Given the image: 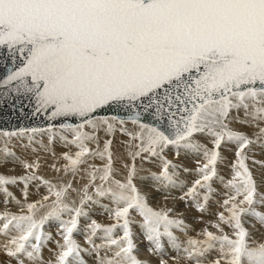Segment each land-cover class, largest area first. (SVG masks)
<instances>
[{
    "label": "snow or ice",
    "instance_id": "6c2138e0",
    "mask_svg": "<svg viewBox=\"0 0 264 264\" xmlns=\"http://www.w3.org/2000/svg\"><path fill=\"white\" fill-rule=\"evenodd\" d=\"M0 48H6L18 67L0 78V88L28 96L34 102V115L45 113L51 121L75 117L80 123L60 125L72 133L71 140L61 139L78 149L74 154L63 153L67 161L65 172L76 173L87 158L96 156L106 163L102 167L89 165V181L81 189L80 206L65 203L71 184L57 187L36 175L37 161L20 163L26 171L22 176L0 174V192L13 201L18 200L8 185L22 182L24 195L30 182L39 180L48 187L50 204L36 201L24 205L27 213L4 212L0 232L15 234L0 248L17 264H43L41 247L50 238L42 226L50 218L59 221L57 242L59 251L48 264H86L81 248L74 239L79 229V218L88 213L84 205L97 203L95 197H108L114 207L107 209L115 221L102 225L91 220L85 227V242L96 253V264H147L135 255L132 239L131 212L142 217L141 227L153 245L149 251L161 252V238L167 237L179 252L181 245L173 229L186 231L182 219L172 218L171 209H153L147 197L133 182L137 174L135 164L128 167L121 181L113 176L111 140L103 149H92L88 141L96 139L95 132L85 128H104L113 133L116 125L134 140L135 151L128 154L133 161L141 157H158L160 170L153 179L164 187L174 184L175 165L163 152L168 146L191 149L202 153L204 162L196 169V179L181 197H190L195 207L205 209L211 181L217 177L216 164L221 159L218 151L222 142L237 145L236 161L231 165L233 176L225 187L232 194L224 200V212L219 221L233 231L224 232L221 223L213 224L219 233L203 230L204 239L188 237L183 247L185 258L193 264H204L208 253L218 250L211 264H264V240L249 239L244 227V216L254 217L264 226V212L255 205H264V193L257 191L249 170L246 149L256 141L241 132L233 131L226 122L232 109L244 110L250 120L264 121V0H0ZM122 106L131 111L128 120L139 126L135 133L122 127L119 116H96L108 106ZM141 109L151 112L155 124L141 123ZM167 122V127L161 125ZM52 124L47 129H19L4 131V157L15 156L7 147V139L27 133L48 131L53 139ZM211 137L213 147L194 142L195 134ZM264 144V127L255 134ZM31 139V137H30ZM147 154L142 157V154ZM264 163V162H261ZM187 171V169H185ZM99 179L100 183H95ZM223 182V177H219ZM198 189H206L199 202ZM41 208L47 211L37 218ZM68 213L69 219H63ZM117 230L122 235L117 236ZM102 234V235H101ZM99 237L101 243L94 242ZM106 249L112 255H100ZM160 264H167L161 259Z\"/></svg>",
    "mask_w": 264,
    "mask_h": 264
},
{
    "label": "rangeland",
    "instance_id": "374dc122",
    "mask_svg": "<svg viewBox=\"0 0 264 264\" xmlns=\"http://www.w3.org/2000/svg\"><path fill=\"white\" fill-rule=\"evenodd\" d=\"M126 123H128L127 121H125ZM117 125H119V124H117ZM124 126H125V124H124ZM123 127V126H122ZM126 127V126H125ZM139 127V126H138ZM238 132H243L242 130H237ZM0 133H2V132H0ZM38 133H40V132H38ZM37 136L39 135V134H36ZM104 136L107 138H109V137H111V134H106V132H105V134H104ZM38 137H41V136H38ZM262 144V143H261ZM123 147H128L129 145H122ZM260 146V145H259ZM249 147V146H248ZM95 149V148H94ZM220 149H222L221 150V156H223L222 158L223 159H220L219 161H221L222 162V168H220V171H218V174L219 175H221L222 177L224 176H226L227 177V175H226V173H229V170L230 169H232L231 168V165L233 164V162L231 161V160H233L232 159V157H236L235 156V151H236V149H234L233 147L231 148V147H229V148H220ZM253 149L256 151V150H258V149H264V144H262V147H259V148H252V151H253ZM220 151V150H219ZM222 151H223V153H222ZM116 152H117V155H116ZM254 152V151H253ZM166 153V152H165ZM112 157L113 158H116L115 160L117 161V162H115V165H116V168L112 165V167H113V172L116 174V177H114L115 179H119V177L118 176H120V175H122L123 173H124V175H123V179L121 180V181H123L125 178H126V176H127V174L126 173H128V168L126 167V165L127 166H131L132 164H133V162H134V164H136V163H139V165L138 166H136V172H137V174H136V176H135V178H134V183L137 185V187L140 189V191L143 193V194H145L146 195V197H147V199H148V204L150 205V206H152V208L153 209H156V210H161V209H171V212L169 213V215L172 217V218H176V219H184L183 221L186 223L185 225H187V231H184V232H182V231H180V230H178V229H174L173 230V232H174V234H175V236L177 237V242L180 244V245H182L181 247V251L180 252H178L175 248V250H172L171 252V254H170V248H172L171 246H172V244L169 242V240H168V238L167 237H164V238H167L166 240L162 237V239H161V244H162V250L163 251H161V252H159V253H157V252H152L151 251V253H149L150 251H149V249L150 248H152L153 247V245H151V242L150 241H148L147 239H146V237H145V232H144V230H143V228L141 227V222H142V217H140L136 212H134V211H132L131 212V220L133 219V218H135L136 216V218H139L140 217V219L138 220V219H136V221H135V219H133L132 221H133V223L130 225V227H131V230H132V239H133V242H134V244H137L136 245V247H138L139 248V251H137V253H144V252H148V254L146 255V254H141L143 257H145V258H147V259H145V258H143L141 255H140V260H141V258H142V260L141 261H146L147 262V264H160L159 262L161 261V258H163V260H165L166 262H167V264H193V262L192 261H187V259L185 258V254H184V252H183V247L185 246L184 244L186 243V241H187V237H191V233L192 234H195L196 235V231H197V234L198 235H200V233H202V231L200 232V230H204V228L202 227V229H199L197 226L198 225H201L200 224V222H198L197 223V221H198V219H200V217L204 220L205 219V217H206V221L207 222H209L210 223V226H208L210 229H211V232H215V233H217V234H221V233H219L218 232V230L215 228V227H213V224H215V223H221L220 221H219V217H218V215L217 214H215L214 212H216V207H215V204H211V202L210 203H208V204H210V205H212V206H209L208 204H207V202L205 203V209L203 210V211H201V210H199V209H197L196 207H195V205H194V203H193V201L191 202V201H189V200H192L191 198L190 199H188L187 197H185L184 199H181V197L182 196H184V193H186L185 191H184V193L182 192V194L180 193L181 191V189H182V187H183V184L184 185H188V186H186V187H184L185 188V190H187L189 187H191L192 186V184H193V182L196 180V179H199V175H197V174H193L194 176H193V178H190L188 175H183V174H186L183 170L180 172V173H178V174H180L181 176H182V178H184L185 179V181H184V183H179V181L177 182V181H175V183L174 184H170V185H168L167 187H164L163 185H161L159 182H157V181H155L152 177H149V175H151L152 176V174L153 173H158L159 172V170H160V161H159V159H158V157H148V161L146 160V159H141V157H138V158H136L135 160L136 161H133V159H131L130 161H126L124 164H121V163H118L119 162V159L117 158V157H121L120 156V154H119V152L118 151H112ZM146 155V153L143 155L142 154V157L143 156H145ZM163 155L166 157V154H164L163 153ZM232 155V156H231ZM234 155V156H233ZM229 156H231V157H229ZM93 157H95V156H93ZM195 158V162H200V164H202L203 162V157H202V154L200 153V155H197V156H195L194 157ZM198 158V159H197ZM200 158V159H199ZM253 158V159H252ZM89 159V158H88ZM226 159V160H225ZM250 159L252 160V161H258V159L257 160H255V156H251L250 157ZM3 160V161H2ZM150 160H152L153 162H154V164L157 166V167H155V169H148V166L150 165V166H152L153 164H152V161H150ZM174 160H176V159H174ZM2 161V162H1ZM1 161H0V166H2V165H7V162L5 161V159L4 158H1ZM90 162H95V163H100L99 161L98 162H96V161H92V160H89ZM112 161H113V159H112ZM233 161H235V160H233ZM264 161V160H263ZM88 162V161H87ZM105 163H106V161H104ZM246 162H247V160H246ZM126 163H128V164H126ZM142 163V164H141ZM257 163V164H256ZM254 165H259L260 164V166H261V163L260 162H256ZM104 164V163H103ZM102 164V165H103ZM147 164V165H146ZM13 165V164H12ZM99 165V167H102V165L101 164H98ZM197 165H198V163H197ZM196 165V166H197ZM250 165H251V163H250ZM121 166V167H120ZM146 169H148V170H146ZM1 168V167H0ZM8 168V167H7ZM7 168H3V169H0V174H4V175H8L7 173H10L9 175H11V176H14V174L13 173H11L10 171L11 170H8ZM125 168V169H124ZM249 168H253V169H257V170H259V168H255V167H253L252 165H251V167H249ZM81 169V168H80ZM120 169L122 170V174H120L119 172H120ZM81 170H83L82 171V173L79 171V172H76V173H74L73 175L75 176V177H78V179L79 180H77V179H74V178H72L71 177V182H70V179L68 180V181H65V182H62V181H53L52 180V177L51 178H44V179H46L47 181H52L51 183L52 184H55L56 186H58V187H60V185L62 186V185H67L68 183H73L72 185H71V187L73 186H75L74 187V189H73V187L70 189H68V192H67V195H66V197H65V203H67V204H69L70 206H74V204L77 206V204L79 203V201H80V197L79 196H81L82 195V193H80L81 192V189L83 188V186L85 185V184H87L88 183V181H89V177H88V171H85V169H81ZM124 170V171H123ZM140 170V171H139ZM152 170V171H151ZM8 171V172H7ZM89 171H90V169H89ZM119 171V172H118ZM220 172V173H219ZM183 173V174H182ZM13 174V175H12ZM117 174H119V175H117ZM125 174H126V176H125ZM15 176H20V175H15ZM22 176V175H21ZM80 176V177H79ZM87 176V177H86ZM114 176V175H113ZM197 176V177H196ZM231 175H230V173H229V176L228 177H230ZM145 177V178H144ZM175 177H177L175 174H174V176H173V179H175ZM81 178V179H80ZM150 179V180H149ZM228 180V179H227ZM38 181V180H37ZM37 181H32L33 183L31 184V182L29 183V185H28V188H27V192H30L31 193V191H32V193L33 194H30V193H28V196L26 197L25 195H24V192H22V190L24 191V185H23V183L22 182H18L17 184H15V185H8L7 187H8V189H9V192L16 198V200H18L19 201V203L20 204H17L16 202H14L13 200H12V198L11 197H9V198H7V202H9V206H8V203L7 202H5V197L1 194V192H0V203H3L2 205H4V206H2L1 204H0V208L2 209H0V214H3V212H8V213H12L13 214V212L14 211H17V209L18 210H24L25 211V208L26 207H24V205L23 206H19V205H21V204H27V203H29V202H36V201H41L42 203H45V204H50L51 203V201L54 199V197L53 196H49V200L48 201H43V197L44 196H48L49 195V192H48V188H47V186L45 185V184H43V183H41V181H39V183L37 182ZM264 181V180H263ZM35 182V183H34ZM68 182V183H67ZM256 182V181H255ZM67 183V184H66ZM95 183H100V181H99V179H97L96 180V182ZM31 184V185H30ZM37 184V185H36ZM75 184V185H74ZM256 184H257V187L258 186H260V187H258V189L260 188V189H263V191H264V182H261V180L260 181H258V182H256ZM45 185V186H44ZM77 185V186H76ZM190 185V186H189ZM220 186H224L225 184H224V182H223V184L221 185V183L219 184ZM220 186H218V189H219V187ZM44 187V188H43ZM47 189H46V188ZM10 188H12L11 190H10ZM32 188V189H31ZM40 188H43V190L41 189L40 190ZM80 188V189H79ZM156 188V189H155ZM162 188V189H170L171 191H169V192H171V193H165V192H162L161 194H159L161 191H160V189ZM183 188V189H184ZM36 189V190H35ZM17 190V191H16ZM21 190V191H20ZM72 190H74L73 192H72ZM78 190V191H77ZM79 190H80V192H79ZM44 191V192H43ZM198 191L200 192V196H198L197 197V199L201 202V203H203L204 201H201V199L203 200V194H205V191H206V189H204L203 191L202 190H200V189H198ZM258 192L259 191H261V190H257ZM262 191V192H263ZM20 192H22V193H20ZM39 192H41V193H43L42 194V197H41V193H39ZM89 192H90V194L91 195H93V197H94V200H98V202L97 203H93V202H88V203H86L83 207H84V210L88 213V215L86 216V217H84V216H82V217H80L79 218V229H78V231H76L73 235H74V239L76 238V241L80 244V243H82V244H80V245H82L81 246V248L82 249H84V248H89V250H90V246L88 245V244H86V242H85V227H86V225L88 224V223H90L91 222V220H96L98 223H101L102 225H109V224H112V223H114L115 221L111 218V216L109 215V212L107 211V207H108V209H110V208H112V207H114V205H113V203H112V201L109 199V198H107V197H105L106 198V200H105V198L103 199V198H99V197H95V193H94V190L93 189H91V187L89 188ZM39 193V194H38ZM46 193H48V195L46 194ZM77 193L79 194L78 196H76L77 195ZM152 193V194H151ZM206 193H207V191H206ZM18 194V195H17ZM21 194H22V196H21ZM35 194V195H34ZM36 194H37V196H36ZM75 194V195H74ZM158 194V195H157ZM209 194V193H208ZM225 194H229V192H227V193H223V195H222V200L224 201L225 200V198L227 199L228 198V196L229 195H226L225 196ZM30 195V196H29ZM31 195H33V197L31 196ZM203 195V196H202ZM24 196V197H23ZM36 196V197H35ZM40 198H39V197ZM158 196V197H157ZM31 197H32V199H31ZM51 197L53 198V199H51ZM70 197V198H69ZM75 197V198H74ZM214 197V196H213ZM224 197V198H223ZM11 198V199H10ZM20 198V199H19ZM23 198H24V201H23ZM26 198H28V200L26 199ZM10 199V200H9ZM30 199V200H29ZM51 199V200H50ZM70 199V200H69ZM76 199V200H75ZM101 199V200H100ZM188 199V200H187ZM2 200H3V202H2ZM9 200V201H8ZM32 200V201H31ZM35 200V201H34ZM71 200H72V202H71ZM74 200V201H73ZM78 200V201H77ZM12 201H13V203H12ZM29 201V202H28ZM110 201V202H109ZM166 201H172V202H174L173 204H169L168 202H166ZM189 201V202H188ZM32 202V203H33ZM70 202V203H69ZM110 203V204H109ZM193 203V204H192ZM6 204V205H5ZM16 204V205H15ZM73 204V205H72ZM106 206H105V205ZM107 204H109V205H107ZM13 205H14V207H13ZM100 205V206H99ZM2 206V207H1ZM8 206V207H7ZM16 206H18L19 208H17ZM78 206H79V204H78ZM110 206V207H109ZM256 206H259V205H256ZM16 207V208H15ZM24 207V208H23ZM75 207V206H74ZM101 209H100V208ZM260 207H262V205H260L259 206V208L258 209H260ZM161 208V209H160ZM212 208H214V209H212ZM41 209H43V208H41ZM44 209H47V208H44ZM93 209V210H92ZM100 209V210H99ZM103 209V210H102ZM206 209H210V210H208V213H206V214H204V212H205V210ZM257 209V210H258ZM11 210V211H10ZM103 212H102V211ZM179 210V211H178ZM214 210V211H213ZM262 211H264V209H261ZM1 211H2V213H1ZM24 211H22V212H24ZM176 211V212H175ZM178 211V212H177ZM209 211H210V213H209ZM45 212H46V210H45ZM45 212H41V214H44ZM104 213V214H100V213ZM134 212V213H133ZM196 212V213H195ZM220 212H223V211H220ZM219 212V213H220ZM226 214H227V212H226V210L224 211ZM91 213V214H90ZM92 213H96V214H94V215H92ZM99 213V214H98ZM185 213V214H184ZM199 213V214H198ZM214 213V214H213ZM218 213V212H217ZM137 214V215H136ZM195 214V215H194ZM201 215V216H200ZM36 216H38V214L36 213ZM186 216V217H185ZM203 216V217H202ZM66 217V218H65ZM91 217V218H90ZM195 217H197V218H195ZM218 217V218H217ZM246 217H248V218H245V220L244 221H248V220H250L251 222L250 223H248L247 221L246 222H243L244 223V227L245 228H248V231H249V233H250V237H249V239H250V241L251 240H257V241H261V240H264V226H263V229H262V226H261V224H259L258 223V221H256V219H253L254 217H252V216H247L246 215ZM69 219L70 217H69V214H66V213H64L63 214V219ZM86 219H87V221H86ZM1 220V219H0ZM196 220V221H195ZM49 221H51V223L49 222ZM49 221H46L45 222V224H44V226H42V231L43 232H45V233H49V234H51L50 236L53 238V240H54V242H56L57 241V239H58V241L60 242V243H62L63 242V239H62V236L60 235L59 236V234H58V232H56V231H59V221H57V220H53L52 221V219L50 218L49 219ZM90 221V222H89ZM49 222V223H48ZM54 224H53V223ZM56 222V223H55ZM188 222V223H187ZM193 223H194V225H193ZM206 223V222H205ZM46 224H48V225H46ZM134 224V225H133ZM195 224L197 225V226H195ZM247 224V225H246ZM3 224H0V226H2ZM250 225V226H249ZM139 226H140V228H139ZM228 225H226V224H223V223H221V227L223 228V230H224V232L225 233H227L228 231L229 232H231V230L232 229H228V227H227ZM247 226V227H246ZM195 227L196 228H198V229H195ZM135 228V229H134ZM139 230H138V229ZM142 228V229H141ZM201 228V227H200ZM227 228V229H226ZM230 228V227H229ZM255 228V229H254ZM134 229V230H133ZM189 229V230H188ZM138 230V231H137ZM192 230V231H191ZM196 230V231H195ZM83 231V232H82ZM119 231V235H122V232L120 231V230H117L116 231V235L117 236H119L118 235V232ZM199 231V232H198ZM233 231V230H232ZM255 231V232H254ZM55 232L57 233V234H55ZM189 232H191V233H189ZM3 232H0V245H3V244H5L10 238H11V236L12 235H14V234H12V235H9V233H7V234H5V233H3ZM54 233V237L52 236V234ZM135 233V234H134ZM187 233H189V234H187ZM256 233V234H255ZM227 234H229V233H227ZM230 234H232V232L230 233ZM229 234V235H230ZM102 235V234H101ZM135 235V236H134ZM184 235V236H183ZM198 235H196V236H198ZM255 235V236H254ZM260 235H261V237L263 238H261L260 237ZM5 236H7V237H5ZM10 238H9V237ZM56 236V237H55ZM143 236H144V238L147 240H145V239H143ZM187 236V237H186ZM196 236H192V238H195ZM3 237H5V239L3 238ZM58 237H60V239L58 238ZM184 237H186V238H184ZM200 237V238H199ZM199 237H196V238H198V239H204V237H202V236H199ZM4 240H3V239ZM99 237H96V238H94V242L96 243V242H98L97 244H100L102 241H101V239H98ZM8 239V240H7ZM97 239V240H96ZM259 239V240H258ZM5 240H7L6 242H5ZM56 240V241H55ZM138 240V241H137ZM184 240V241H183ZM180 241V242H179ZM150 243V244H149ZM56 244H57V242H56ZM164 244V245H163ZM165 245H167V246H165ZM169 245H171V246H169ZM84 246V247H83ZM54 247V245H50V246H48L47 248H45L44 250L43 249H41V251H42V260H44V262H45V259H46V262H45V264L47 263L48 264V262L47 261H54L55 260V256H56V254H57V252L59 251V249H55V248H53ZM42 248V247H41ZM146 248V249H145ZM147 248H148V250H147ZM168 248V249H167ZM173 249V248H172ZM103 250H106V249H101L100 250V255H104V252L105 251H103ZM165 250H167V251H165ZM2 251H3V249L2 248H0V264H17V261H16V259H14V258H11V257H8L7 256V254L3 251V253H2ZM108 253V255L110 256V255H112V253L110 252V251H108V250H106ZM216 251H218L217 249H213V251L211 252V253H208V254H211V255H208L207 254V256L206 257H209V258H205V260H204V264H211V262L212 261H214L216 258H217V255H218V252H217V254H216ZM173 252H175L174 253V255H173ZM180 254H178V253ZM215 252V253H214ZM81 256H82V259L84 260V261H86V257H88L87 258V260H88V262H87V264H90L92 261H91V259H90V257H92V259L94 260L96 257H95V255L96 254H94V252H92L91 250H90V252H88L87 251V253H90V255L88 256V254L85 252V251H81ZM44 254V255H43ZM92 254V255H91ZM164 254V255H163ZM165 254H167V255H165ZM84 255V256H83ZM155 255H162V256H160V257H158V256H155ZM169 255V256H168ZM178 255L180 256V257H178ZM54 256V258H52ZM86 256V257H85ZM137 256V255H136ZM149 256H152L151 258L149 257ZM153 256H155V257H153ZM176 256V257H175ZM184 256V257H183ZM138 257V256H137ZM170 257L171 258H173L172 260L170 259ZM215 257V258H214ZM45 258V259H44ZM51 258H52V260H51ZM150 258V259H149ZM153 258V262H151L152 259ZM179 258V259H178ZM185 258V259H184ZM211 258H213V259H211ZM25 259V258H24ZM155 259H157L156 261H154ZM26 260V259H25ZM148 260H151V261H148ZM172 261V262H171ZM175 261V262H174ZM206 261V262H205ZM27 262V261H26ZM43 262V263H44ZM28 263V262H27Z\"/></svg>",
    "mask_w": 264,
    "mask_h": 264
},
{
    "label": "bare ground",
    "instance_id": "6f19581e",
    "mask_svg": "<svg viewBox=\"0 0 264 264\" xmlns=\"http://www.w3.org/2000/svg\"><path fill=\"white\" fill-rule=\"evenodd\" d=\"M250 120L251 118L250 117H245V115H244V110H243V108H241V109H232L231 111H230V115H229V118H228V120L226 121L227 123H228V125H229V127L233 130V131H237V130H242L243 132H241V133H243V134H245V135H247L248 137H249V139L250 140H253V141H256L255 143H253V144H251V145H249V147L245 150L246 151V155H247V157H248V159H247V166H248V168L249 167H251V165L253 166V167H255V168H259V170H257V169H253V168H249V170L251 171V173H252V176H253V179L256 181V182H258V181H260L261 180V182H264L263 180H264V163H261V162H264L263 160H264V149L262 150V149H258V150H254L253 149V151H252V148H259V147H262V144H261V141H257V138H256V133L259 131V127H264V121H257V122H252V123H241L240 121H243V120ZM128 123H126L125 122V126L123 125V127L127 130V132H131V133H135V132H137V131H139V127H138V125L137 124H133L131 121H127ZM120 128H121V125H116V128H115V130L113 131V133H111V137H105L104 136V134H105V131H104V128L103 127H100V128H98V129H91V128H88V127H86L85 128V131H88V132H95V136H96V139L94 140V141H88L87 143H88V146L90 147V148H92V149H96L97 148V146H99V148L100 149H103V146H104V142L106 141V140H111V146H110V150H111V152L113 151H118L119 152V154H120V156L121 157H117L118 159H119V162L118 163H121V164H124L126 161H130L131 159H132V157L131 156H129V152L130 151H135V144L136 143H139V141H136V140H134V138L133 137H131V136H129L128 134H126L125 132H122V131H120ZM36 134H39L38 136H41V137H38ZM107 134V133H106ZM49 135H50V133L48 132V131H42V132H40V133H38V132H36V133H27V134H25V135H22V136H13V137H11L10 139H7V147L8 148H10L11 149V151L12 152H14L15 153V156H10V157H4L3 156V153H2V151H0V161H1V158H4L5 159V161L7 162V165L5 164V165H2V166H0L1 168L0 169H5V168H7L8 170H11L10 172L11 173H13L14 174V176L15 175H25L26 174V171L27 170H25L24 168H23V165L20 163V161L21 160H26V161H28V162H33V161H37L38 162V164H39V168L36 170V175H38V176H40V177H42L43 179L44 178H51L52 177V180L53 181H62V182H65V181H68L69 179H70V182H71V177L72 178H74V179H77V180H79L78 179V177H75L73 174V172L72 171H67V172H65V170H64V168H63V165L65 164V163H67V161H65L64 159H63V153H65V152H68V153H70V154H74L76 151H78V149L75 147V145H73V144H69V143H67L66 141H64V140H62L61 139V136H65V137H67L68 138V140H71V138H72V133L71 132H69V131H67V130H64V129H61L60 127H54V129H53V133H52V135H53V139H52V141H51V143H49ZM30 137H31V139H30ZM194 142H196V143H200V144H203V145H206L209 149H211L212 147H213V145H212V143H211V137H208V136H206V135H204V134H199V133H197V134H195V136H194ZM5 141H6V138H4L3 136H0V149H2L3 147H4V145H5ZM129 145L128 147H123L122 145ZM260 145V146H259ZM229 148V147H233L234 149H236V147H237V145L236 144H234V143H232V142H227V141H225V142H222V144H221V146L219 147V149H218V151L219 152H221V150L222 149H220V148ZM166 152V153H165ZM164 154H166V158L167 159H169V160H171L175 165H177V167L174 169V170H172V169H170V171H174V174L177 176V177H175V179H174V181H179V183H184V181H185V179L184 178H182V176L180 175V174H178V173H180L182 170L186 173V174H183V175H188L190 178H193V174H197L198 175V173H197V171H196V169L199 167V165H197V162H195L194 160H195V156H197V155H200V153H198V152H195V151H193V150H191V149H184V148H180V149H177L176 147H174V146H168L165 150H164V152H163ZM222 153H223V151H222ZM202 154V153H201ZM113 155V154H112ZM116 155H117V152H116ZM144 155V154H143ZM147 155V154H146ZM145 155V156H146ZM232 156V155H231ZM231 156H229V157H231ZM234 156V155H233ZM251 156H255V160H257L258 159V161H252L251 159H250V157ZM203 157V156H202ZM220 157H221V159H223L222 157L223 156H221V153H220ZM149 158H150V156H149ZM153 158V157H152ZM112 159H113V166L116 168V165H115V162H117L115 159L116 158H113L112 157ZM142 159V158H141ZM159 159V158H158ZM174 159H176V160H174ZM198 159V158H197ZM200 159V158H199ZM203 159V158H202ZM232 159L233 160H235L236 161V157H232ZM253 159V158H252ZM89 160H92V161H96V162H100V163H95V162H90ZM147 160V159H146ZM226 160V159H225ZM233 160H231L233 163L235 162V161H233ZM3 161V160H2ZM1 161V162H2ZM87 161L88 162H86L85 164H83V165H81L80 166V168L82 169H85V171H89V165H92V166H95V167H97V168H99V165L98 164H103V163H105L104 161H106V160H102V159H100L99 157H89V159L87 158ZM136 161V160H135ZM148 161V160H147ZM150 161H152V160H150ZM222 161V160H221ZM221 161H218L217 162V164H216V171H217V177L216 178H214L212 181H211V187H212V191L208 194V200H207V204L208 203H210L211 202V204L213 203V204H215V207H216V212H214L215 214H218L220 211H225L226 209H225V207H224V205H223V200L221 199L222 198V195H223V193H227V192H229V194H225V196L226 195H231L232 194V191L229 189V188H227V187H225V185L224 186H220L219 184L221 183V185L223 184V182H224V184H226V182L228 181V180H230V179H232V176H233V172H232V169H230L229 170V173H230V177H228L229 176V173H226V175H227V177L225 176H223V182L219 179V177H222L221 175H219L218 174V171H220V168H222V162ZM202 162H204V160L202 161ZM256 162H260L261 163V166H260V164L259 165H254ZM134 163V162H133ZM250 163H251V165H250ZM13 164V165H12ZM126 164H128V163H126ZM142 164V163H141ZM152 166H148V169H155V167H157L155 164H154V162L152 161ZM257 164V163H256ZM129 165V164H128ZM139 165V163H136L135 164V167L136 166H138ZM147 165V164H146ZM197 165V166H196ZM103 166V165H102ZM121 167V166H120ZM128 168V167H127ZM145 168V167H144ZM3 169V170H4ZM81 169H79V171L82 173V171L83 170H81ZM125 169V168H124ZM146 169V168H145ZM148 169H146V170H148ZM185 169H187V171H185ZM79 171H77V172H79ZM90 171H91V169H90ZM124 171V170H123ZM140 171V170H139ZM152 171V170H151ZM8 172V171H7ZM84 172V171H83ZM119 172V171H118ZM122 172V170L120 169V174H122L121 173ZM220 173V172H219ZM8 175L10 174V173H7ZM12 174V175H13ZM127 174V173H126ZM126 174H125V176H126ZM113 175H114V177H116V174L113 172ZM117 175H119V174H117ZM123 175H124V173L122 174V175H120V176H118L119 177V180H122L123 179ZM11 176V175H10ZM80 177V176H79ZM87 177V176H86ZM149 177H152L153 178V176H151V175H149ZM197 177V176H196ZM145 178V177H144ZM46 179H44V180H46ZM81 179V178H80ZM228 179V180H227ZM150 180V179H149ZM35 181H37V180H35ZM38 183H39V180L37 181ZM52 182V181H51ZM33 182H31V184H32ZM35 183V182H34ZM42 183V182H41ZM68 183V182H67ZM66 183V184H67ZM30 184V185H31ZM69 184V183H68ZM71 185L73 184V183H70ZM37 185V184H36ZM75 185V184H74ZM45 186V185H44ZM61 186V185H60ZM77 186V185H76ZM186 186H188V185H184L183 184V187H182V189L180 190L181 192V194H182V192L184 193V191L185 192H187L188 191V189L190 188H188L187 190H185V188L184 187H186ZM190 186V185H189ZM218 186H220L219 187V189H218ZM256 186H257V184H256ZM24 187V186H23ZM58 187V186H57ZM73 187V186H72ZM71 187V188H72ZM75 187V186H74ZM74 187H73V189H74ZM258 187H260V186H258ZM258 187H257V190H261V191H259L260 193H264V191H263V189H258ZM44 188V187H43ZM43 188H40V190L42 189L43 190ZM46 188V187H45ZM48 188V187H47ZM46 188V189H47ZM70 188V189H71ZM76 188V187H75ZM140 188V187H139ZM184 188V189H183ZM12 188H10V190H11ZM24 189V188H23ZM32 189V188H31ZM80 189V188H79ZM92 189V188H91ZM156 189V188H155ZM160 189V188H159ZM9 190V189H8ZM36 190V189H35ZM200 190H204V189H200ZM17 191V190H16ZM21 191V190H20ZM74 190H72V192H73ZM78 191V190H77ZM160 193L159 194H161L162 192H165V193H171V192H169V191H171L170 189H160ZM207 191V190H206ZM206 191H205V193H206ZM263 191V192H262ZM22 192H24L23 190H22ZM22 192H20V193H22ZM44 192V191H43ZM79 192H80V190H79ZM28 193H30V192H27V196H28ZM39 193H41V192H39ZM38 193V194H39ZM80 193H82V191L80 192ZM200 193V192H199ZM1 194H2V192H1ZM30 194H33L32 193V191H31V193ZM42 194L43 193H41L40 195H41V197H42ZM47 195H48V193H46ZM152 194V193H151ZM185 194V193H184ZM3 196H4V194H2ZM18 195V194H17ZM35 195V194H34ZM75 195V194H74ZM79 194L77 193V195L76 196H78ZM158 195V194H157ZM204 195V194H203ZM202 195V196H203ZM13 196V195H12ZM21 196H22V194H21ZM26 196V197H27ZM30 196V195H29ZM32 197H33V195H31ZM36 196H37V194H36ZM35 196V197H36ZM200 196V195H199ZM214 196V197H213ZM224 196V195H223ZM5 197V196H4ZM24 197V196H23ZM32 197H31V199H32ZM39 197V196H38ZM80 197V196H79ZM158 197V196H157ZM7 198H9V197H7ZM40 198V197H39ZM70 198V197H69ZM75 198V197H74ZM100 198V197H99ZM101 198H105V197H101ZM108 198V197H107ZM188 199H190V197H187ZM224 198V197H223ZM11 199V198H10ZM9 199V200H10ZM20 199V198H19ZM27 200H28V198H26ZM51 199H53L52 197H51ZM50 199V200H51ZM187 199V200H188ZM226 199V198H225ZM8 200V201H9ZM30 200V199H29ZM70 200V199H69ZM76 200V199H75ZM101 200V199H100ZM105 200H106V198H105ZM198 200V199H197ZM23 201H24V198H23ZM32 201V200H31ZM35 201V200H34ZM74 201V200H73ZM78 201V200H77ZM147 201H148V199H147ZM189 201H193V200H189ZM188 201V202H189ZM201 201H204V200H202L201 199ZM2 202H3V200H2ZM15 202V201H14ZM29 202V201H28ZM33 202V201H32ZM32 202H29V203H32ZM45 202V201H44ZM66 202V201H65ZM71 202H72V200H71ZM110 202V201H109ZM149 202V201H148ZM166 202H168L170 205L171 204H173L174 202H172V201H166ZM200 202V201H199ZM8 203V206H9V202H7ZM12 203H13V201H12ZM70 203V202H69ZM203 203H205V202H203ZM1 205L3 204V203H0ZM14 204V203H13ZM17 204H20V203H17ZM76 204V203H75ZM74 204V206L76 207V205ZM79 204V203H78ZM78 204H77V206H78ZM110 204V203H109ZM109 204H107V205H109ZM193 204V203H192ZM6 205V204H5ZM16 205V204H15ZM23 205H25L24 203L23 204H21V205H19V206H23ZM73 205V204H72ZM105 205V204H104ZM209 206H212V205H210V204H208ZM257 205H259L260 206V204H257ZM2 206H4V205H2ZM1 206V207H2ZM7 206V207H8ZM73 206V207H74ZM79 206H80V204H79ZM100 206V205H99ZM106 206V205H105ZM259 206H256L255 205V207L258 209L259 208ZM13 207H14V205H13ZM17 208H19L18 206H16ZM15 207V208H16ZM110 207V206H109ZM152 207V206H151ZM24 208V207H23ZM100 208V207H99ZM1 209V208H0ZM101 209V208H100ZM99 209V210H100ZM107 209H108V207H107ZM161 209V208H160ZM167 209V208H166ZM165 209V210H166ZM212 209H214V208H212ZM261 209H264V205H262V207H260V209H258V211H261V212H264V211H262ZM2 210V209H1ZM45 210L47 211V209H39V211L37 212V214H38V216H37V218H39L40 216H42L43 214H41V212H45ZM93 210V209H92ZM103 210V209H102ZM101 210V211H102ZM159 210V209H158ZM208 210H210V209H206L205 210V212H204V214H206V213H208ZM11 211V210H10ZM22 211H24V210H18L17 209V211H14L13 212V214H16V215H19V214H21V213H24V214H26L27 213V209L25 208V211L24 212H22ZM108 211V210H107ZM179 211V210H178ZM177 211V212H178ZM214 211V210H213ZM103 212V211H102ZM100 213V214H104V213ZM135 212V211H134ZM133 212V213H134ZM176 212V211H175ZM218 212V213H217ZM1 213H2V211H1ZM4 213V212H3ZM196 213V212H195ZM209 213H210V211H209ZM213 213V214H214ZM225 213V212H224ZM66 214H68V213H66ZM91 214V213H90ZM94 214H96V213H92V215H94ZM99 214V213H98ZM138 214V213H137ZM136 214V215H137ZM185 214V213H184ZM199 214V213H198ZM195 215V214H194ZM225 215H227L226 213H225ZM95 216V215H94ZM201 216V215H200ZM137 217V216H136ZM135 217V218H136ZM186 217V216H185ZM203 217V216H202ZM66 218V217H65ZM91 218V217H90ZM131 218V217H130ZM135 218H133V219H135ZM175 218V217H174ZM195 218H197V217H195ZM218 218V217H217ZM245 218H248V217H246V216H244L243 218H242V221L243 222H246V221H244L245 220ZM68 219V218H67ZM132 219V220H133ZM136 219H140V217L139 218H136ZM136 219H135V221H136ZM142 219V218H141ZM176 219V218H175ZM205 219H206V217H205ZM203 220L201 217H200V219H198V221H197V223L198 222H200V224L201 225H196L195 224V226H197L199 229H202V227L205 229V228H207L208 229V231H211V229L208 227V226H210V223L209 222H207L206 220ZM253 219H255V218H253ZM54 219H52V221H53ZM184 220V219H183ZM49 221V220H48ZM86 221H87V219H86ZM196 221V220H195ZM249 221V222H248ZM247 222L248 223H250L251 221L250 220H248ZM257 221V220H256ZM50 223H51V221H49ZM48 222V223H49ZM90 222V221H89ZM206 222V223H205ZM4 223V221L1 219L0 220V224H3ZM53 223V222H52ZM56 223V222H55ZM59 223V222H58ZM185 223V222H184ZM188 223V222H187ZM259 223V222H258ZM54 224V223H53ZM101 224V223H100ZM186 224V223H185ZM260 224V223H259ZM46 225H48V224H46ZM134 225V224H133ZM193 225H194V223H193ZM227 225V224H226ZM247 225V224H246ZM44 226V225H43ZM250 226V225H249ZM262 226V225H261ZM0 227H2V226H0ZM132 227V226H131ZM201 227V228H200ZM228 227V226H227ZM247 227V226H246ZM139 228H140V226H139ZM198 228H196L195 227V229H198ZM135 229V228H134ZM133 229V230H134ZM138 229V228H137ZM142 229V228H141ZM187 229V228H186ZM198 229V230H199ZM227 229V228H226ZM228 229L230 230L231 228H229L228 227ZM248 229V228H247ZM255 229V228H254ZM262 229H263V226H262ZM139 230V229H138ZM137 230V231H138ZM174 230V229H173ZM189 230V229H188ZM187 231V230H186ZM192 231V230H191ZM196 231V230H195ZM203 232V230H200V232ZM56 232H58V231H56ZM55 232V234H57ZM83 232V231H82ZM188 232V231H187ZM199 232V231H198ZM231 232H232V230H231ZM231 232H227V233H231ZM255 232V231H254ZM14 234L13 232H9V235H12V234ZM118 233V235L120 234L119 233V231L117 232ZM189 233H191V232H189ZM189 233H187V234H189ZM3 234V233H2ZM135 234V233H134ZM173 234H174V232H173ZM256 234V233H255ZM51 235V234H50ZM175 235V234H174ZM191 235V237L192 236H196V235H198L197 234V231H196V235L195 234H190ZM231 235V234H230ZM52 236L54 237V233L52 234ZM60 236V235H59ZM135 236V235H134ZM184 236V235H183ZM199 236H202L201 235V233H200V235H198V236H196V237H199ZM255 236V235H254ZM5 237H7V236H5ZM5 237H3L4 239H5ZM9 237V236H8ZM56 237V236H55ZM187 237V236H186ZM186 237H184V238H186ZM190 237V236H189ZM195 237V239H198V238H196ZM203 237V236H202ZM260 237H261V235H260ZM2 238V239H3ZM10 238V237H9ZM59 239H60V237H58ZM164 238V237H163ZM188 238V237H187ZM186 238V239H187ZM200 238V237H199ZM262 238V237H261ZM3 239V240H4ZM76 239V238H75ZM98 239H100V238H98ZM143 239H145L144 238V236H143ZM162 239V238H161ZM165 240L167 239V238H164ZM202 239V238H201ZM263 239V238H262ZM8 240V239H7ZM7 240H5V242L7 241ZM97 240V239H96ZM146 240V239H145ZM259 240V239H258ZM56 241V240H55ZM138 241V240H137ZM147 241V240H146ZM184 241V240H183ZM56 242H59L58 241V239H57V241ZM56 242H54V240H53V238L50 236V238L48 239V240H46V241H44L43 242V244H42V248L41 249H45V248H47L48 246H50V245H54V247L53 248H55V249H58V247H57V244H56ZM162 242V241H161ZM180 242V241H179ZM96 243H98V242H96ZM80 244H82V243H80ZM150 244V243H149ZM135 245H137V244H135ZM152 245V244H151ZM164 245V244H163ZM185 246H186V243L184 244ZM82 246V245H81ZM165 246H167V245H165ZM169 246H171V245H169ZM182 246V245H181ZM84 247V246H83ZM172 248H170V254L172 253L171 251L172 250H175L174 249V247L173 246H171ZM182 248V247H181ZM146 249V248H145ZM168 249V248H167ZM147 250H148V248H147ZM103 251H105L104 252V255H108L107 253V251L106 250H103ZM137 251H139V248L138 247H136L135 248V255H137L138 256V259L140 258V255L141 254H148V252H142L141 254L140 253H137ZM161 251H163V250H161ZM165 251H167V250H165ZM213 251V250H212ZM211 251V252H212ZM42 252V251H41ZM88 252H90V250L88 251ZM152 252H154V251H152ZM168 252V251H167ZM180 252V251H179ZM210 252V253H211ZM217 252L218 251H216V254H217ZM2 253H3V251H2ZM87 253V252H86ZM149 253H151V251L149 252ZM174 253L175 252H173V255H174ZM178 253V252H177ZM215 253V252H214ZM82 254V253H81ZM88 254V256L90 255V253H87ZM94 254H96L95 252H94ZM146 254V255H147ZM179 254V253H178ZM44 255V254H43ZM92 255V254H91ZM104 255H101V256H104ZM164 255V254H163ZM165 255H167V254H165ZM172 255V254H171ZM180 255V254H179ZM178 255V257H180ZM208 255H211V254H208ZM84 256V255H83ZM109 256V255H108ZM142 256V255H141ZM155 256H158V257H160V256H162V255H155ZM155 256H153V257H155ZM169 256V255H168ZM212 256V255H211ZM218 256V255H217ZM82 257V256H81ZM86 257V256H85ZM95 257H96V255H95ZM143 257V256H142ZM150 258L152 257V256H149ZM176 257V256H175ZM184 257V256H183ZM210 257V256H209ZM209 257H206V258H209ZM52 258H54V256L52 257ZM52 258H51V260H52ZM87 258L88 257H86V261L88 262V260H87ZM143 258H145V257H143ZM149 258V259H150ZM156 258V257H155ZM174 258V257H173ZM173 258H171L170 257V259L172 260ZM215 258V257H214ZM26 259V258H25ZM43 259V258H42ZM45 259V258H44ZM84 259V258H83ZM90 259H91V263L90 264H96V259H92V257H90ZM145 259H147V258H145ZM161 259H163V258H161ZM179 259V258H178ZM185 259V258H184ZM211 259H213V258H211ZM141 260H142V258H141ZM152 260V261H151ZM151 260H148V261H151V262H153V258L151 259ZM157 259H155L154 261H156ZM25 261H27V259L25 260ZM43 262H44V260H42ZM85 261V262H86ZM187 261H189V260H187ZM28 262V261H27ZM26 262V264H29V262L27 263ZM45 262H46V259H45ZM45 262L43 263V264H45ZM48 262V261H47ZM87 262H86V264H87ZM157 262V261H156ZM172 262V261H171ZM175 262V261H174ZM206 262V261H205ZM160 263V262H159ZM47 264V263H46Z\"/></svg>",
    "mask_w": 264,
    "mask_h": 264
},
{
    "label": "water",
    "instance_id": "95a60500",
    "mask_svg": "<svg viewBox=\"0 0 264 264\" xmlns=\"http://www.w3.org/2000/svg\"><path fill=\"white\" fill-rule=\"evenodd\" d=\"M20 59L21 56L19 53L16 54L14 60L6 48H0V78L6 76L10 69L18 67ZM5 91L7 90L0 88V132H15L21 128L47 129L49 124H52L54 127H60L64 123H80L75 117H69L67 119L56 118L50 121L43 112L34 115V102L28 96L15 92L4 95ZM130 114L131 111L129 109L116 105L105 107L95 113L96 116H119L125 121H131L127 119ZM140 121L145 124L157 123L151 112H143L142 109ZM161 127L166 128L167 122L165 121Z\"/></svg>",
    "mask_w": 264,
    "mask_h": 264
}]
</instances>
